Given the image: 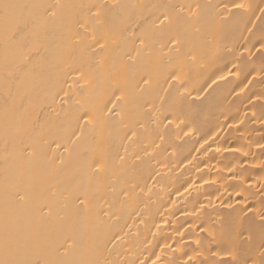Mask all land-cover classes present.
<instances>
[{
    "label": "bare ground",
    "instance_id": "6f19581e",
    "mask_svg": "<svg viewBox=\"0 0 264 264\" xmlns=\"http://www.w3.org/2000/svg\"><path fill=\"white\" fill-rule=\"evenodd\" d=\"M0 264H264V0H0Z\"/></svg>",
    "mask_w": 264,
    "mask_h": 264
},
{
    "label": "rangeland",
    "instance_id": "374dc122",
    "mask_svg": "<svg viewBox=\"0 0 264 264\" xmlns=\"http://www.w3.org/2000/svg\"><path fill=\"white\" fill-rule=\"evenodd\" d=\"M256 103H257V105L260 107V106H261L260 103L262 104L263 102H262L261 99H259ZM258 103H259V104H258Z\"/></svg>",
    "mask_w": 264,
    "mask_h": 264
}]
</instances>
